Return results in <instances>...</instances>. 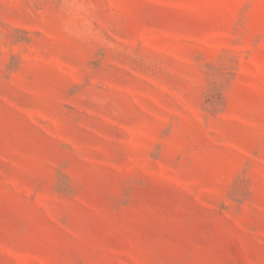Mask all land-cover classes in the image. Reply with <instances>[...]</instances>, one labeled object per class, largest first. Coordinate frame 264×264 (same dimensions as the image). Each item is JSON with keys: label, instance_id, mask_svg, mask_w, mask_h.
I'll return each instance as SVG.
<instances>
[{"label": "rangeland", "instance_id": "obj_1", "mask_svg": "<svg viewBox=\"0 0 264 264\" xmlns=\"http://www.w3.org/2000/svg\"><path fill=\"white\" fill-rule=\"evenodd\" d=\"M0 264H264V0H0Z\"/></svg>", "mask_w": 264, "mask_h": 264}]
</instances>
